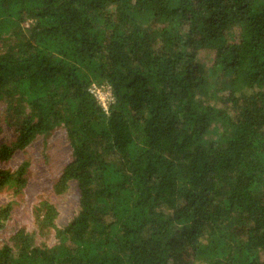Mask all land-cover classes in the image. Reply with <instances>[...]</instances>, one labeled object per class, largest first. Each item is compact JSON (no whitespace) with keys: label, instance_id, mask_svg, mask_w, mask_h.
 <instances>
[{"label":"trees","instance_id":"trees-1","mask_svg":"<svg viewBox=\"0 0 264 264\" xmlns=\"http://www.w3.org/2000/svg\"><path fill=\"white\" fill-rule=\"evenodd\" d=\"M0 105V156L61 128L78 190L0 264H264V0H0Z\"/></svg>","mask_w":264,"mask_h":264},{"label":"rangeland","instance_id":"rangeland-1","mask_svg":"<svg viewBox=\"0 0 264 264\" xmlns=\"http://www.w3.org/2000/svg\"><path fill=\"white\" fill-rule=\"evenodd\" d=\"M200 56L207 60V56ZM94 88L97 103L104 104L110 97L109 91L101 86ZM2 109L3 106L0 105V146L9 149L17 135L2 121ZM1 152L2 149L0 154ZM70 156L71 149L61 128L53 130L46 137L33 139L20 150L11 149L6 157L0 156V170L14 171L21 164H27L25 185L20 193L0 191V207L9 203L12 205L10 216L0 230V244L11 245L12 237L20 230L28 232L36 229L34 209L42 201L55 207L56 226L67 223L77 207V187L74 183H69L61 195L56 194L53 187L63 168L69 163ZM38 242L52 245L54 240L48 235L45 238L39 237Z\"/></svg>","mask_w":264,"mask_h":264},{"label":"built area","instance_id":"built-area-1","mask_svg":"<svg viewBox=\"0 0 264 264\" xmlns=\"http://www.w3.org/2000/svg\"><path fill=\"white\" fill-rule=\"evenodd\" d=\"M96 88H94V86H92L89 90L90 94L94 97L95 100H97V97L95 95L96 93ZM108 93V92H107ZM97 94V93H96ZM109 101V98L105 101L104 104L100 105V107H102L104 110H106V106H107V102Z\"/></svg>","mask_w":264,"mask_h":264}]
</instances>
